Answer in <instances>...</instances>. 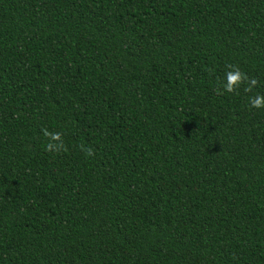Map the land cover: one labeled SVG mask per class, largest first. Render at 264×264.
I'll list each match as a JSON object with an SVG mask.
<instances>
[{"label": "trees", "instance_id": "1", "mask_svg": "<svg viewBox=\"0 0 264 264\" xmlns=\"http://www.w3.org/2000/svg\"><path fill=\"white\" fill-rule=\"evenodd\" d=\"M257 94L264 0H0V264H264Z\"/></svg>", "mask_w": 264, "mask_h": 264}, {"label": "clouds", "instance_id": "2", "mask_svg": "<svg viewBox=\"0 0 264 264\" xmlns=\"http://www.w3.org/2000/svg\"><path fill=\"white\" fill-rule=\"evenodd\" d=\"M226 67L229 70L225 73V81L222 85L223 91L218 89L219 94L222 95L224 92L234 93L242 84L246 85V87H244V92L251 93L257 86L258 80L255 78H249V76L241 71L238 66L227 64ZM249 105L254 109L264 108V95L257 94L250 97ZM41 131L48 141L45 147L47 152L60 153L67 150L62 138V133L50 132L46 128L41 129ZM80 150L84 152L86 157H91L94 155V150L91 147L86 148L84 145H81Z\"/></svg>", "mask_w": 264, "mask_h": 264}]
</instances>
